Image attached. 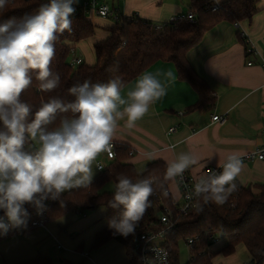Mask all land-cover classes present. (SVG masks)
Listing matches in <instances>:
<instances>
[{"label": "clouds", "instance_id": "1", "mask_svg": "<svg viewBox=\"0 0 264 264\" xmlns=\"http://www.w3.org/2000/svg\"><path fill=\"white\" fill-rule=\"evenodd\" d=\"M8 2L0 0V9ZM78 3L46 0L33 12L0 17V235L26 227V205L39 213L45 201L58 200L72 189L89 187L97 157L103 152L111 155L119 121L126 119L127 127H133L151 105L167 94L159 77H172L173 73L145 71L126 95H122L125 81L115 76L107 82L84 80L74 84L68 88L72 99L51 96L35 111L22 100V93L33 79L43 93L60 86L61 77L51 67L55 45L65 31H71V17ZM176 147L169 146L172 150ZM197 162L190 152L178 153L167 163L164 179H183L184 172ZM217 166L222 171L199 176L188 195L195 200L198 212L208 203L224 205L239 190L235 181L243 168L241 157L229 154ZM116 181L107 205L119 211L108 226L127 237L135 234L151 206L149 198L164 189V184L151 174L133 179L120 173ZM163 194L168 195L166 190Z\"/></svg>", "mask_w": 264, "mask_h": 264}, {"label": "crops", "instance_id": "2", "mask_svg": "<svg viewBox=\"0 0 264 264\" xmlns=\"http://www.w3.org/2000/svg\"><path fill=\"white\" fill-rule=\"evenodd\" d=\"M225 1L227 0H219V3ZM118 5L117 9L124 16H134L160 28L182 16L183 8L187 10L182 0H119ZM259 9L260 12L251 21L236 25L223 22L217 25L205 36L202 44L188 54L191 66L207 82L212 97L216 98L212 109L189 111L198 102V95L189 84L179 81L172 63L159 62L147 70L153 74L168 71L173 73L172 77H159L167 87V94L151 105L145 116L136 121L133 127H127L126 119L120 120L111 141L131 150L126 162L133 165L139 174L151 163L163 162L167 165L178 153L190 152L197 157L198 162L186 172L198 178L207 168L218 167V163L223 162L229 154L241 157L264 148L262 0ZM95 19L100 21L101 18H91L97 25ZM105 21L100 24L102 27L112 25ZM107 37L106 29L102 30L96 41ZM90 41L93 55L85 60L86 64L94 65L96 41L94 38ZM83 43L77 45L76 50ZM249 48H253L256 53L250 55ZM135 81L122 90V95H126L134 87ZM215 115L225 116L227 122L224 125L214 123L212 119ZM173 128L176 131L170 133ZM173 144L177 145L174 150L169 148ZM99 163L107 168L112 162L104 152L97 157L93 164L95 174L92 183L103 172L97 167ZM237 180L243 188L264 185V161L244 163ZM176 187V199L171 188L170 192L173 199L181 202L180 190L177 185ZM106 214V209L84 215L71 213L38 228L28 236L18 235L2 240L0 264H23L42 257H50L54 264H130L126 248L117 241H111L97 250L93 249L96 234L107 225ZM220 242L224 243L218 247ZM224 245L225 240L218 241L209 252L215 255ZM245 252L248 254L245 263L235 253L230 257L218 254L214 257L213 264H247L250 255Z\"/></svg>", "mask_w": 264, "mask_h": 264}, {"label": "trees", "instance_id": "3", "mask_svg": "<svg viewBox=\"0 0 264 264\" xmlns=\"http://www.w3.org/2000/svg\"><path fill=\"white\" fill-rule=\"evenodd\" d=\"M261 0H227L214 10L213 0H189L188 11L195 14L197 20L190 23L179 20L157 29L151 22L122 20L110 22L106 31L108 37L94 43L96 63L88 65L85 62L77 68L69 64L72 53L77 45L93 39L97 35V25L91 19L80 15L71 17V31H65L56 42V54L52 62V70L61 77L60 86L51 93H43L38 88V81L33 79L32 85L22 93V100L30 104L35 111L42 102L51 96L72 99L68 88L84 80L92 82H107L120 76L125 81V87L137 77L159 62L172 63L181 82L189 84L198 95V102L189 111H206L215 106L216 98L212 97L207 82L193 69L188 54L199 47L205 36L217 25L223 22L239 24L251 21L259 12ZM43 1L39 0H9L4 9H0V17H19L26 12L35 11ZM187 11V10H186ZM182 15H186L187 12ZM242 38V37H241ZM243 40V38H242ZM124 87V88H125ZM123 90V89H122ZM131 150L117 146L116 159L87 188L72 189L65 192L58 200L45 201L41 212L26 205L29 217L26 227L11 229L6 235H0V241L18 235L28 236L38 227L32 223L42 218L48 224L55 222L68 214L84 215L91 211L106 209L107 225L95 237L93 249L97 250L111 241L121 243L127 251L130 264H142L138 246L142 235L156 232L164 209L170 208L175 225L166 235L165 246L170 252L172 264L179 262V245L189 239H196L189 264H213L216 255L225 257L234 255L241 247L250 255L247 264H264V185H254L241 188L233 193L227 203L216 205L208 203L203 211H196L188 216H178L172 205L170 188L174 178L165 180L166 164L155 162L149 164L142 174L126 161ZM124 173L135 179L140 175H153L164 184V189L157 190L149 199L151 206L139 223L135 234L127 237L116 234L108 226V221L119 210L108 207L112 193H106L103 188L117 183L116 177ZM168 195H164V191ZM0 215H3L0 211ZM210 236L218 241L225 240L223 248L213 255L209 249L214 245ZM23 264H54L50 257L37 258Z\"/></svg>", "mask_w": 264, "mask_h": 264}, {"label": "built area", "instance_id": "4", "mask_svg": "<svg viewBox=\"0 0 264 264\" xmlns=\"http://www.w3.org/2000/svg\"><path fill=\"white\" fill-rule=\"evenodd\" d=\"M46 2V0H39ZM106 0H79V3L75 5L76 12L75 15H80L84 18L91 19L93 17L101 18L106 21H113V22H120L122 20H130V21H137V17H127L124 16L117 8L111 7L109 4L105 2ZM214 2V10H217L219 8V2L217 3L216 0H213ZM181 20H187L190 23H195L197 18L195 14L191 11H188L186 15H182L176 19H173L170 23L176 22ZM110 21V22H111ZM169 23V24H170ZM166 24L165 26H167ZM164 26V27H165ZM157 29H162L163 27H156ZM76 51V50H75ZM75 51L72 53L69 64L73 68H77L80 65L84 63V61L81 58L74 57ZM248 53L250 55L256 53V51L253 48L248 49ZM73 56V58H72ZM249 65H252V63H249ZM212 121L214 123L219 124H225L227 122V118L225 116L215 115L213 116ZM176 131V128H173L170 130V133H173ZM111 155L108 154V152H104L106 155V158L113 162L116 159V151H117V145L111 142ZM241 159L244 163L247 162H254V161H264V148L251 151L249 153H246L245 155L241 156ZM102 168H98L100 171L105 170V166L101 163L98 164ZM212 171L220 172L222 171L219 167H210L207 168L204 172V174H210ZM203 174V175H204ZM199 178V177H198ZM198 178L192 177L188 172H184L183 179L180 177L174 178V182L178 186L180 190L181 195V202L173 199L172 205L176 209V214L178 216H188L190 214L195 213L197 210L195 208V200H190L188 198L189 193L193 190L194 183ZM238 186L239 190L236 193H238L242 186L239 184L238 180L235 181ZM46 225V223L43 221L42 218L36 219L33 221L32 226L33 227H43ZM175 225V221L173 219V213L171 212L170 208H165L164 213L161 216V221L159 225L157 226L158 230L156 232H152L149 234L142 235L140 238V244L138 246L139 253L141 254V263L142 264H172V259L170 252L165 246L166 243V235L168 232L172 230V228ZM210 241L214 244L218 242V239H216L213 236H210ZM187 245L190 246L191 250L193 251L195 245H196V239H189L187 240Z\"/></svg>", "mask_w": 264, "mask_h": 264}, {"label": "rangeland", "instance_id": "5", "mask_svg": "<svg viewBox=\"0 0 264 264\" xmlns=\"http://www.w3.org/2000/svg\"><path fill=\"white\" fill-rule=\"evenodd\" d=\"M80 1H82V0H80ZM182 1L185 2L186 9L188 11L189 1L188 0H182ZM263 1L264 0H262V3H263ZM105 2L107 4H109L111 7H114V8H118L119 7V5H118L119 4V0H106ZM183 9H184L183 12H185V8H183ZM96 21L98 22L97 28H98L99 32L94 37V40L95 41H96L98 35L101 34L102 30H105V29L108 28V27H102L101 26L102 25L101 23H104V19H101L100 21L99 20H96ZM110 21H107V22H110ZM111 22L114 23L113 21H111ZM92 55H93V46H92L91 41L88 40L87 42L83 43L75 51L74 57H77V58L79 57V58H81L86 63L87 58L91 57ZM72 58H73V56H72ZM33 146H35V145H33ZM114 188H115V185L113 183H111L110 185H108L104 189V192H106V193L107 192L108 193H112V192H114ZM171 190L173 191L174 198L176 199L178 195H177V187H176V183L175 182L172 184ZM223 243L220 242V243L217 244V246L220 247V246L223 245ZM221 248H223V247H221ZM245 251H246L245 249H241V250L238 249V251L236 252V253H238L240 255V257L242 258V260L244 261V263L248 259V254ZM58 253H59V251H58ZM191 259H192V250H191L190 246H188L187 243H185V242H181L180 245H179V262H180V264H189V262L191 261Z\"/></svg>", "mask_w": 264, "mask_h": 264}]
</instances>
